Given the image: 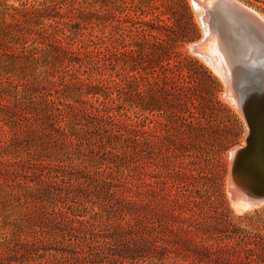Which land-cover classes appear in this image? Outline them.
Segmentation results:
<instances>
[{"label":"rangeland","instance_id":"obj_1","mask_svg":"<svg viewBox=\"0 0 264 264\" xmlns=\"http://www.w3.org/2000/svg\"><path fill=\"white\" fill-rule=\"evenodd\" d=\"M233 1L264 21V0ZM19 22L29 31L49 34L64 48L83 53L110 50L107 54L117 55L118 66L136 78L129 88L131 96L123 95L115 104H101L106 96L97 88L89 91L82 87L78 91L69 84L62 89L60 79L64 76L90 83L89 77L77 67L67 69L60 51L46 38L31 33L28 37H36L38 43L22 42L14 27ZM202 37L203 29L191 0H0V102H13L16 94L24 95L27 102L31 98L33 103L27 104L25 112L36 118L35 132L22 127L27 133L18 140L14 135L19 127H14L6 112L0 110L5 119L0 122V162L32 154L55 165L54 159L62 155L57 148L55 151L46 144L36 147L40 136L50 131L41 111L45 100L65 104L86 101L98 108H113L111 114L118 121L148 132V146L141 148L142 153L136 157L145 163L147 175L125 172L118 178L128 185L149 184L150 200L159 203V218L165 216L171 197L176 196L179 215H206L212 204L232 219V232L223 230L232 236L227 240L231 244L237 240L236 233L244 237L258 232L264 236V204L240 214L228 196L230 153L247 147L250 130L238 108L225 98L227 87L222 79L189 51V46ZM221 50L231 70L234 67V86L239 92V87L246 84L240 77L243 67L236 63L237 58L231 60ZM257 50L258 46L253 45L252 52L256 51L255 60L259 62ZM242 54L249 56L246 50ZM50 81L57 82L56 86L49 85ZM113 97L117 99V94ZM38 184L35 177L0 175V233L23 210L15 196L23 198L28 188ZM82 216L89 220L91 213L82 212ZM101 222L104 226L107 219ZM168 256L161 261L155 259L154 264H214L194 261L179 251Z\"/></svg>","mask_w":264,"mask_h":264},{"label":"trees","instance_id":"obj_2","mask_svg":"<svg viewBox=\"0 0 264 264\" xmlns=\"http://www.w3.org/2000/svg\"><path fill=\"white\" fill-rule=\"evenodd\" d=\"M14 27L25 44L38 43L36 37H28L31 33L46 38L60 51L67 69L77 67L89 77L90 83L64 76L60 79L62 89L69 84L89 91L97 88L106 96L101 104H115L121 96H131L129 88L136 78L118 66L117 55L111 57L110 50L74 51L49 34L29 31L24 23ZM48 83L55 87L57 82ZM31 102V98L27 102L19 94L13 102H0V110L6 112L9 122L19 127L15 139H23L27 133L22 127L35 132L36 118L25 112ZM45 103L41 111L50 131L40 136L36 147L46 144L62 155L54 159L55 165L32 154L0 162V175L39 179L38 186L28 188L23 198L15 196L23 210L0 233V264H154L155 259L161 261L175 251L197 262L264 264V236L258 232L244 237L236 233V242H227L232 236L223 230L232 232L233 220L212 204L206 215L183 216L177 213L179 202L173 196L165 216L159 218V203L150 200L149 184L121 182L118 177L125 172L147 175L145 163L136 157L142 153L141 148L148 146V132L118 121L111 114L113 108H98L86 101ZM0 122H5L1 115ZM82 212L91 213L90 219ZM104 217L107 222L103 226Z\"/></svg>","mask_w":264,"mask_h":264},{"label":"water","instance_id":"obj_3","mask_svg":"<svg viewBox=\"0 0 264 264\" xmlns=\"http://www.w3.org/2000/svg\"><path fill=\"white\" fill-rule=\"evenodd\" d=\"M191 3L199 17L203 37L191 44L189 51L212 70L220 72L228 86L227 92L236 97L237 108L250 130L246 138L247 147L233 150L232 156L230 153L228 196L231 202L242 201L259 207L264 204V34L259 27L250 26L245 17L249 16L255 23L260 20L257 14L232 1L191 0ZM200 11L205 13L204 16H199ZM214 38L225 54L230 59L237 58L236 63L243 67L240 77L246 84L241 89L239 87V93H236L230 73L217 69L212 56L203 52L204 48L207 51L210 40ZM253 45L258 46L259 62L255 60L256 51L252 52ZM243 50L249 56L244 57Z\"/></svg>","mask_w":264,"mask_h":264},{"label":"bare ground","instance_id":"obj_4","mask_svg":"<svg viewBox=\"0 0 264 264\" xmlns=\"http://www.w3.org/2000/svg\"><path fill=\"white\" fill-rule=\"evenodd\" d=\"M223 1H225V2H234L233 0H223ZM209 4V3H208ZM207 5V4H206ZM211 6V5H210ZM246 9V8H245ZM248 10V9H247ZM249 11V10H248ZM250 12H251V10H250ZM204 12L203 11H200L199 12V16H204ZM258 16V15H257ZM245 20H246V22L251 26V25H253V26H255L256 28L257 27H259L261 30H262V32H264V21L262 20V19H260L259 18V20L260 21H258V20H256L257 21V23H259L258 25L259 26H257V23H255V21L253 20V19H251L249 16L246 18L245 17ZM258 28V29H259ZM207 52V53H209L211 56H212V59H213V61L215 62V65H216V67H217V69L218 68H220L221 70H224L225 72H226V70H227V72L228 73H230V76L232 77V79H233V84H234V77H233V69H234V67H233V69L231 70V68H230V64H229V62H228V59L226 58V56L224 55V52L221 50V47H220V45L217 43V40H216V38H214V39H212V40H210V42H209V45H208V49H207V51L205 50V48L203 49V52ZM202 52V51H201ZM235 58V57H234ZM232 60V59H231ZM235 61V60H234ZM233 61V62H234ZM232 62V61H231ZM233 64V63H232ZM245 65V64H244ZM237 70V69H236ZM214 72H215V74H217L216 76H219L221 79H222V81L224 82V84H225V86L226 87H228L227 86V84H226V82H225V80L223 79V77L219 74L220 72H218V70H213ZM236 77V76H235ZM238 78V77H237ZM239 80V79H238ZM238 80H237V82H238ZM235 85H237V84H235ZM236 87V86H235ZM237 90V89H236ZM237 93V92H236ZM239 93V92H238ZM225 95V98L227 99V100H229L230 102H232V103H234V106L236 107V109H237V101H236V97L233 95V94H229L228 92L227 93H225L224 94ZM233 105V104H232ZM233 155V151L231 152V156ZM233 203V205H234V207H235V210H236V212H238V213H242V212H247V211H249V210H251V209H253L254 207H258V206H252V205H249V204H246L245 202H242V201H235V202H232ZM233 207V206H232Z\"/></svg>","mask_w":264,"mask_h":264}]
</instances>
